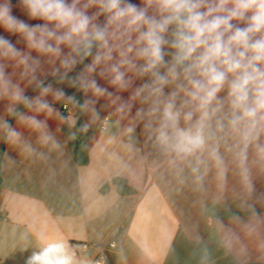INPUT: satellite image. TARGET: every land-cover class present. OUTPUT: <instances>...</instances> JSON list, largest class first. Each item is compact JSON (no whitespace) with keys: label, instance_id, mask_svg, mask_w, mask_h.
Listing matches in <instances>:
<instances>
[{"label":"clouds","instance_id":"clouds-1","mask_svg":"<svg viewBox=\"0 0 264 264\" xmlns=\"http://www.w3.org/2000/svg\"><path fill=\"white\" fill-rule=\"evenodd\" d=\"M0 28L24 44L0 35V171L55 176L95 129L118 174L190 202L196 264H216L201 225L228 264H264V0H0ZM36 239L26 264H81L62 235Z\"/></svg>","mask_w":264,"mask_h":264},{"label":"crops","instance_id":"crops-1","mask_svg":"<svg viewBox=\"0 0 264 264\" xmlns=\"http://www.w3.org/2000/svg\"><path fill=\"white\" fill-rule=\"evenodd\" d=\"M13 11L28 23H40L28 20L19 8ZM0 35L24 48L22 42H17L18 37L2 28ZM96 78L101 86L108 87L105 80ZM54 87H61L70 94L71 88L66 84ZM122 95L127 97L128 93ZM103 103L101 100L97 104L102 116L106 114L101 108ZM3 107L0 102V113ZM12 123L15 125V121ZM49 125L53 130L56 127L51 120ZM98 135L93 129L85 138L89 149L87 165L76 164L73 141L67 146L70 169L57 167L55 176L49 177L43 166L21 161L18 157L15 168L1 171L0 264H26L28 256L37 249L36 233L40 231L47 236L59 234L68 239L80 262L92 254L91 249L78 247L81 244L117 240L118 249L105 253L106 264H196L193 245L185 232L195 218L190 202L170 195L168 189L158 186L147 173L118 174L116 165L95 146L92 138ZM10 154L16 156L15 152ZM115 177L125 179L135 193L120 195L111 182ZM106 183L108 190L102 192ZM201 231L213 249L216 264L228 263L215 251L203 225Z\"/></svg>","mask_w":264,"mask_h":264},{"label":"trees","instance_id":"trees-1","mask_svg":"<svg viewBox=\"0 0 264 264\" xmlns=\"http://www.w3.org/2000/svg\"><path fill=\"white\" fill-rule=\"evenodd\" d=\"M13 3H16V0H13ZM90 59V58H89ZM88 61H85L87 63ZM82 65H78L77 68L74 70L73 73H70V75H75L76 72L80 71L82 69ZM46 82H53L51 77H48ZM55 85V84H54ZM34 92L32 89L29 90L27 95L31 96ZM75 93L74 89H71L70 94ZM77 97L82 101L83 100V95L80 93H75ZM12 122V121H10ZM82 123V120H81ZM4 146L0 145V154L3 153ZM73 154H74V159L77 165H87L89 163V149H88V144L85 138L78 139L77 141L73 142ZM111 182L116 186L117 192L120 195H131L134 194L135 191L133 188H131L127 181L123 178L120 177H115L111 180ZM109 184L106 183L102 186L101 191L106 192L108 190ZM1 188H2V174L0 171V205H1ZM228 264V263H226Z\"/></svg>","mask_w":264,"mask_h":264},{"label":"built area","instance_id":"built-area-1","mask_svg":"<svg viewBox=\"0 0 264 264\" xmlns=\"http://www.w3.org/2000/svg\"><path fill=\"white\" fill-rule=\"evenodd\" d=\"M78 247H81L84 250H92L91 256L87 260L81 261V264H89V261H91L92 264H96V262H99V264H106L105 253L108 251L117 250L119 243L117 240H111L106 243H84Z\"/></svg>","mask_w":264,"mask_h":264}]
</instances>
